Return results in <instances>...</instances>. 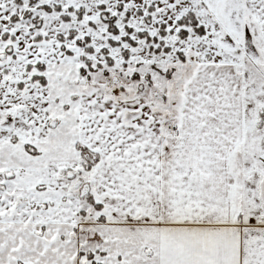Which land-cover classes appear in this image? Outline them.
<instances>
[{"label":"snow or ice","instance_id":"snow-or-ice-1","mask_svg":"<svg viewBox=\"0 0 264 264\" xmlns=\"http://www.w3.org/2000/svg\"><path fill=\"white\" fill-rule=\"evenodd\" d=\"M0 264H264V0H0Z\"/></svg>","mask_w":264,"mask_h":264}]
</instances>
